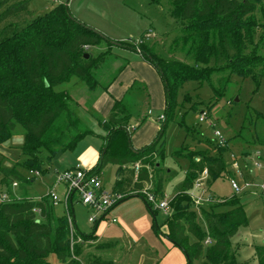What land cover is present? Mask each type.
Returning <instances> with one entry per match:
<instances>
[{
	"label": "trees",
	"instance_id": "16d2710c",
	"mask_svg": "<svg viewBox=\"0 0 264 264\" xmlns=\"http://www.w3.org/2000/svg\"><path fill=\"white\" fill-rule=\"evenodd\" d=\"M169 2L172 17L180 23L173 40L174 50H183L187 61L163 57L155 44L118 41L119 46L141 53L143 59L157 69L163 81L165 119L158 136L142 148L136 149L132 145L129 127L134 112L127 98L136 86L139 92H144L145 85L137 80L122 99L115 100L109 118L99 122L107 134L99 162L90 173H100L107 164H116L119 178L114 188L125 198L136 193L142 195L140 191L151 182L156 183L157 196L164 197L165 181L176 176L177 172L173 170L163 177L157 161L158 156L166 157L167 127L175 120L182 105L179 96L185 83L212 81L215 73L252 77L258 86L264 79V56L258 52L254 41L256 26H264V0ZM258 11L262 14L260 18ZM32 15L30 0H0V145L16 135L19 129L24 131L21 147L24 158L13 166L0 163V192L6 191L11 196L10 201L0 203V264H52L48 259L52 253L59 264H83L84 243L96 238V229L85 234L76 225L73 237L83 242H75L72 247L69 214H58L50 195L38 199L16 198L13 184L17 182L19 189L25 190L26 185L33 182L26 176V170L45 172L46 166L59 153L75 149L82 138L96 133L81 121L79 102L65 83L76 77L90 90H95L99 85L97 70L111 51L96 56L88 48L99 45L102 40L110 46L115 44L103 33L77 20L68 2ZM252 46L253 49L248 51ZM110 84L104 89L108 90ZM190 98L191 95L184 101ZM193 108L198 107L194 105ZM145 119L138 122V126ZM179 124L187 135H195V140L204 146L186 148L189 164L185 178L175 188L176 195L171 200L173 212L165 222L167 232L164 236L184 251L187 264H193L201 257H205L208 264H243L238 259L242 244L234 243L241 228L249 226L241 197L234 193L222 202L196 208L188 195L204 169L209 174L208 187L224 173L235 176L233 171L227 170L230 165L226 159L228 146L217 145L209 136L202 138L204 131L198 126H189L182 121ZM115 141H118L116 147L112 145ZM138 162L141 168L136 176L134 166ZM74 199L75 194H72L68 205L73 217ZM149 204L156 216L160 210ZM219 206L226 208L219 210ZM154 227L156 231L161 230L157 220ZM109 245L98 244L97 247ZM254 247L258 264H264V243ZM87 264L112 262L92 258Z\"/></svg>",
	"mask_w": 264,
	"mask_h": 264
},
{
	"label": "rangeland",
	"instance_id": "374dc122",
	"mask_svg": "<svg viewBox=\"0 0 264 264\" xmlns=\"http://www.w3.org/2000/svg\"><path fill=\"white\" fill-rule=\"evenodd\" d=\"M61 2H68L70 11L77 20L103 33L112 42L125 41L134 44L143 41L155 44L157 52L163 57L188 60L184 56L183 50H174L173 40L177 36L180 23L170 13L169 0H30L32 16L45 13ZM257 16L258 18L262 17L261 12L258 11ZM263 38L264 26H256L254 41L262 56H264ZM252 49L253 46L248 51ZM88 50L96 56L102 52L111 51L107 55L106 62L97 70L96 77L99 85L95 90H90L87 84L74 77L66 82L65 86L74 99L79 102L78 113L81 121L93 128L96 133L82 138L75 149L59 153L46 166L45 172L26 170V176L33 182L27 184L25 190L19 189L18 186L13 188L18 199L23 197L42 198L53 190L61 200L58 206L56 204L58 214H63L66 211L70 215L68 208L64 209L65 184L57 183L58 174L77 162L82 163L80 156L85 152L87 155L90 154L89 157L101 153L105 143L104 135L107 134V131L99 122L109 118L115 100H118V96L121 95L120 90L128 87V91L132 88V85L129 86V77H135L133 79L145 85L143 93L139 92L136 86L127 98L134 112L131 122L135 125L137 120L141 121L146 117L140 126L132 130V145L145 144L149 137L148 132L162 123L160 119L163 114L162 105L165 97L164 84L161 78L159 79L160 74L156 68L154 70L158 82L153 76L134 67L135 62H143L141 53L117 44L110 46L106 40H102L99 45L92 46ZM115 81L117 84L114 89H104L106 85ZM180 93L179 102L182 105L177 110L175 120L170 122L167 127L164 147L166 157L158 156L159 160L157 161L159 173L163 177L170 172L169 169L177 171L178 174L171 180L165 181L164 195L172 199L176 195V186L170 182L180 181L186 173L189 164L185 157L186 148H203L204 146L195 140V135H187L185 130L181 129L179 122L182 121L189 126H198L200 131H204L202 138L206 136L213 138L211 128L205 122L199 121L204 108L209 111L210 118L229 142L225 145L228 146L226 159L230 163L227 170L235 173V176L232 173L230 175L224 173L214 182L212 190L216 195L212 193L213 200L206 202L205 205L222 202L224 198L233 195L235 191L231 185L232 178L241 187L246 183L251 184L247 189L237 193L241 197L249 219V226L240 230L242 241L249 244L241 247L238 259L243 264H258L254 257V244L264 243V79L258 86L252 77L224 76L215 73L212 81L185 83ZM186 94H188L187 98L191 95L189 101H184ZM194 105L198 108L194 109ZM149 109L151 112L153 111L151 117H147ZM196 136L199 135L196 134ZM23 143L24 131L19 129L16 135L0 145V163L4 166H13L21 161L24 158L21 150ZM112 145L116 147L118 141ZM244 152H249L247 158L243 154ZM178 153L180 155L176 156ZM215 153L217 152L215 151ZM232 154L236 156L239 168L233 166ZM150 170L154 171L152 167ZM99 174L104 179L107 190L115 192L114 185L119 177L118 166L109 163ZM147 186H152L155 189L156 183L151 182ZM133 200L129 199L130 202ZM73 206L78 229L85 234L92 233L96 223L90 222L89 216L94 211L82 203L78 193L75 194ZM225 208L226 206L217 207L219 210ZM113 217L118 218L115 213H110L100 223L99 231L105 227L103 242L110 244L117 240L116 244L96 248L97 251L88 246L82 258L83 264H87L88 260L92 258H102L112 264H154L157 262L159 264H187L188 258L184 251L171 244L170 240L164 236L168 215L163 211H157L156 214L161 232L156 231L155 220L151 215L150 228L139 234L138 238L134 239L133 237V240L129 236L126 237L128 234H125L121 229V218H118L119 222H113ZM75 242L79 243L83 240L77 238L74 239ZM84 244L88 245L89 241ZM48 259L52 264H59L54 253ZM193 264L208 263H206L205 257H201Z\"/></svg>",
	"mask_w": 264,
	"mask_h": 264
},
{
	"label": "built area",
	"instance_id": "2783aa9c",
	"mask_svg": "<svg viewBox=\"0 0 264 264\" xmlns=\"http://www.w3.org/2000/svg\"><path fill=\"white\" fill-rule=\"evenodd\" d=\"M151 112V111H149ZM165 116L162 115L161 119H164ZM200 122H205L209 128L213 131V141L219 146L227 145V138L224 136L222 131L216 127V123L210 118L209 112L207 110H202L201 115L199 117ZM233 158V166L235 168H239V163L236 160V156L234 154L231 155ZM197 161L200 160L199 157L196 158ZM258 165L260 163L258 162ZM136 170V176L141 168L140 163H136L134 166ZM32 171V170H31ZM38 172V171H37ZM209 177L208 170L204 169L200 175L195 180L194 186L192 189L188 191V194L192 198V201L196 208H199L201 205L206 202H211L213 200V195L209 191L207 186V179ZM57 183H64L67 185V194L65 196L64 204L68 208L70 199L72 200V194H79V197L82 203L94 210V214L90 217L91 222H95L98 218V214L105 213L110 210V208L123 200L124 194L120 192H110L104 187L103 181L100 177L99 173L91 174L90 170L85 168L82 164L77 163L75 166L65 169L58 174ZM14 186H17L18 183L14 182ZM231 185L235 193H239L246 188H248L251 184L246 183L245 186H240L237 181L232 178ZM142 195L145 196L146 200L153 205L154 208L163 211L168 216L172 214L173 209L171 207L170 197H158L155 193L152 186H145L143 190L140 191ZM53 199L55 204L60 202L59 196L51 191L49 194ZM11 200V196L8 192L2 191L0 192V203H5ZM69 224L72 233V247L74 244V233H75V221L73 216L70 214ZM210 242V239L207 240Z\"/></svg>",
	"mask_w": 264,
	"mask_h": 264
},
{
	"label": "crops",
	"instance_id": "0c3cea01",
	"mask_svg": "<svg viewBox=\"0 0 264 264\" xmlns=\"http://www.w3.org/2000/svg\"><path fill=\"white\" fill-rule=\"evenodd\" d=\"M142 56V55H141ZM134 67L136 68V69H141V70H143V71H145L146 72V74L148 73L149 75H151V76H153V78L158 82V78H157V74H155L156 72H155V70H154V66H152L150 63H148L147 61H145L144 59H143V62H141V61H139V62H135V64H134ZM133 78H135V77H129V86H131L132 84H133V82H134V80H136V79H133ZM140 78H143V76H140ZM161 77L159 76V79H160ZM161 81H162V79H161ZM117 84V82L115 81V82H113V83H111L110 84V86H109V90H112V89H114V87H115V85ZM143 84V83H142ZM144 85V84H143ZM127 89H128V87H126V88H123V89H121L120 90V94L121 95H119L118 96V100L119 99H122L123 97H124V95H125V93H126V91H127ZM143 89H145V86H143ZM164 93H165V91H163ZM164 96H165V94H164ZM164 104L162 105V109H163V114L162 115H164V111H165V108H166V99H165V97H164V102H163ZM149 111H151V109H149L148 110V114H147V117H151V115L153 114V111L152 112H149ZM161 115V116H162ZM165 116V115H164ZM154 119V118H153ZM165 119V118H164ZM164 119H160L161 120V122L164 120ZM138 122H140V121H136V124L134 125L132 122L130 123V127H129V131L130 132H133L132 130H135V128L138 126ZM160 128H161V125L159 126V125H157L156 127H153L149 132H148V134L147 135H149V137H148V139H147V141H146V143L145 144H143V143H140V144H138V145H136V146H134L133 145V147L134 148H136V149H138V148H142V147H144V146H146V145H149L150 143H152L155 139H156V137L158 136V133H159V131H160ZM244 155H245V157L249 154V152H244L243 153ZM90 155V154H89ZM89 155H87V153L85 152V153H83L81 156H80V159L82 160L81 162L82 163H80V162H77V163H80V164H82L85 168H87L88 170H91L93 167H95L97 164L96 163H98L99 162V159H100V154H97L96 156L94 155V156H92V157H89ZM247 158V157H246ZM76 163V164H77ZM75 164V165H76ZM96 164V165H95ZM75 165H72V166H70L69 168H71V167H73V166H75ZM65 170V169H64ZM172 169H169V171H171ZM173 171V170H172ZM175 171V170H174ZM187 171V170H186ZM177 172V171H176ZM169 173V172H168ZM240 173H242V172H240ZM178 174H176V176H177ZM185 175H186V173H185ZM185 175H184V177L182 178V179H180V181H177V182H174V181H171L170 183L173 185V186H178V184L179 183H181L182 182V180L185 178ZM175 176V177H176ZM100 177H102V176H100ZM119 178V177H118ZM174 178V177H173ZM102 179V178H101ZM169 180H171V179H169ZM102 181H103V184H104V179H102ZM116 182H117V180H116ZM116 182H115V184H116ZM214 184V183H213ZM148 185V184H147ZM146 185V186H147ZM104 187H105V184H104ZM114 187H115V185H114ZM212 187H213V185L212 186H210V187H208V189H209V191L211 192V193H213V194H215L214 193V191L212 190ZM106 188V187H105ZM107 189V188H106ZM165 189H167L166 187H165ZM247 189V188H246ZM116 191V190H115ZM64 197L66 196V194H67V185L65 184V187H64ZM216 195V194H215ZM129 199H134L133 201H129ZM61 203V200H60V202H59V204ZM73 203H74V200H73ZM73 203H72V205H73ZM59 204H57V206L59 205ZM64 204V203H63ZM66 205L64 204V209L66 210ZM73 209H74V206H73ZM89 209H92V208H90L89 207ZM93 210V209H92ZM94 211V210H93ZM66 212V211H65ZM110 213H115L117 216H118V218L120 219L121 218V221H122V226H121V229L123 230V232L125 233V234H128L126 237H128L129 236V238L130 239H132L133 240V237H134V239L135 238H138V236H139V234H142L144 231H146L147 229H149L150 228V225H151V220H152V218L150 219V217H151V215L153 216V213L151 212V210H150V208L148 207V205H147V203H146V201L142 198V197H140V196H132V197H130V198H128L127 200H125V201H123V202H119V203H116L115 205H113L111 208H110V210L109 211H107V212H105V213H100V214H98V218H97V220L95 221V223H96V226L94 227V231H95V229H96V238H94V239H91V240H89V244L88 245H86L85 244V247H84V254H85V250H87V247L88 246H90V247H93L94 248V250L95 251H97L96 250V248H99V247H97V245L98 244H105V242H103V240H104V233H105V227H104V229H102L101 231H99V226H100V223L103 221V220H105V218L106 217H108L109 216V214ZM94 214V212L93 213H91V215L89 216V221H90V217L92 216ZM151 214V215H150ZM74 215H75V213H74ZM100 215V216H99ZM118 218H116V217H113L112 218V221L113 222H119V220H118ZM153 219H154V216H153ZM155 220V219H154ZM75 222H76V220H75ZM91 222V221H90ZM77 225V224H76ZM133 227H136L135 229H132ZM166 232H167V226H166ZM165 232V233H166ZM241 231L238 233V235L236 236V238L234 239V243H240V244H242V246L243 245H245V244H249V243H246V242H244V241H242V238L240 237V235H241ZM117 240H115V242H116ZM115 242H110V244L111 245H114V244H116ZM170 243L171 244H173L171 241H170ZM106 244H109V243H106ZM257 244H259V243H257ZM255 245V244H254ZM255 248V247H254ZM254 254H255V252H254ZM154 264H159L158 262L157 263H154Z\"/></svg>",
	"mask_w": 264,
	"mask_h": 264
},
{
	"label": "water",
	"instance_id": "95a60500",
	"mask_svg": "<svg viewBox=\"0 0 264 264\" xmlns=\"http://www.w3.org/2000/svg\"><path fill=\"white\" fill-rule=\"evenodd\" d=\"M95 30H96V29H95ZM96 31L99 32L98 30H96ZM113 43H114V44H117V45H120V44H121V43L118 42V41H114ZM86 57H89V54H86ZM133 196H140V197H142V198L146 201L148 207L150 208V210H151V212H152V209H151L150 204L148 203V201H147L142 195L136 193V194H133ZM128 198H130V197H126V198H124L123 200L120 201V203L123 202V201H125V200H127ZM152 213H153V212H152ZM153 216H154V219L157 220V219H156V216H155L154 214H153ZM73 218H74V221H75V215H74ZM75 226H76V222H75Z\"/></svg>",
	"mask_w": 264,
	"mask_h": 264
}]
</instances>
